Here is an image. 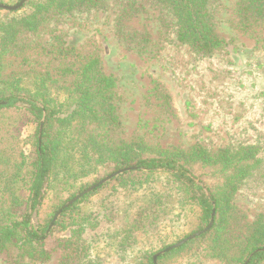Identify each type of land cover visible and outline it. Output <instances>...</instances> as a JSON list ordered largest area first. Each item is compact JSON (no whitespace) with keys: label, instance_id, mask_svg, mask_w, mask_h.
I'll return each instance as SVG.
<instances>
[{"label":"trees","instance_id":"16d2710c","mask_svg":"<svg viewBox=\"0 0 264 264\" xmlns=\"http://www.w3.org/2000/svg\"><path fill=\"white\" fill-rule=\"evenodd\" d=\"M114 1L120 4V37L125 21L145 11L148 3L173 13L177 40L197 55L211 56L226 47L217 29L219 0ZM105 2L28 0L18 11L0 9V103H4L0 106V254L9 264H23L26 258L46 262L63 248L72 252L76 264H103L89 252L85 239L88 230L111 228L122 222L120 247L131 251L139 235L160 231L169 209L174 207L178 210V215L172 216L174 229L177 222L188 217L198 221L193 233L205 229L213 209L214 225L205 234L160 256L157 264H244L258 250L249 264H264V216L244 238L245 246L240 244V256L232 253L238 247L233 241L241 237L231 234V200L238 185L244 181L264 183V145L211 153L202 147L189 151L163 149L141 137L116 139L122 125L117 79L103 72L101 56L96 52L85 54L69 45L56 29L47 30L53 34L50 42L42 38L21 40L27 33L37 36L47 21H61L75 11L99 8ZM29 6L31 10L23 12ZM235 12L246 34L264 27V0H238ZM262 41L264 50V38ZM7 55H20L24 64L31 65L37 59L49 58L54 73L49 67L36 73L33 89H29L22 85L21 76L3 77L2 59ZM27 125H33L35 132L27 140L30 150L25 153L18 146V136L20 128ZM126 168L136 169L85 195L65 209L51 227L55 214L67 201ZM55 182L60 183L56 190ZM159 182L161 188L156 186ZM147 186L148 193L136 195ZM58 189L67 196L54 207L50 203L53 197H61L58 193L52 196ZM91 197H114L116 201H99L95 211L82 210L80 205ZM133 208L137 210L132 214ZM68 228H73L71 236H62ZM174 235L177 242L190 236L178 228ZM153 255L144 256L143 264H154ZM120 264H127V254Z\"/></svg>","mask_w":264,"mask_h":264},{"label":"rangeland","instance_id":"374dc122","mask_svg":"<svg viewBox=\"0 0 264 264\" xmlns=\"http://www.w3.org/2000/svg\"><path fill=\"white\" fill-rule=\"evenodd\" d=\"M21 1L0 0V4L16 6ZM237 2L238 0L218 2L217 29L225 39L226 47L211 56H199L189 46L181 44L174 33L173 13L148 3L145 4V11L125 21L124 35L120 37V4L114 0H106L99 8L75 11L61 21H47L37 36L27 33L21 40L42 38L43 41L50 42L53 34L47 30L56 29L59 31L57 35L69 45L85 54L96 52L101 56L103 72L117 79V107L122 125L116 139L130 141L141 137L148 144L163 149L189 151L194 147H202L211 153L228 148L236 150L244 146H262L264 27L256 28L251 34L243 32L235 12ZM30 10L31 6L23 12L28 13ZM124 39L130 41V44ZM142 39L145 40L144 44L139 42ZM22 56L7 55L2 59L3 77L16 74L23 77V86L33 89L36 73L47 71L48 67L54 73V65L49 63L51 59H37L31 65L24 64ZM34 132L33 125L20 128L17 144L25 153L30 150L27 140ZM76 157L79 158V155ZM68 175L73 177L70 172ZM71 183V179L67 181L68 188ZM254 183L244 181L239 184L231 200L234 206L231 234L235 238L241 237L233 241L238 247L232 256H240V244L245 246L244 238L252 234L254 223L264 216V183ZM55 184L56 190L60 183ZM156 186L161 188V183H156ZM55 190L52 196L58 193L61 197H53L50 204L54 207L67 196L65 191ZM148 191L150 189L147 186L136 195H143ZM115 199L91 197L80 208L95 211V204L99 201L109 204V201H116ZM127 202L130 203L129 200ZM138 204L142 206L144 203ZM136 210L133 208L131 213ZM169 212L160 231L154 235H139L136 247L131 251H124L120 247L119 231L123 229L122 222L111 228L102 226L96 230H88L85 239L90 246L89 252L103 264H120V259L126 254L127 264H143L142 259L147 254L156 255L178 243V238L174 235L177 228L190 236L195 234L193 232L198 227L196 218L188 217L184 222H177L174 229L172 216L178 215V210L171 207ZM34 223H37L35 216ZM72 229H66L61 235L70 237ZM71 253L59 248L46 262H31L26 258L23 264H76L75 256H71ZM0 264H9L3 254H0Z\"/></svg>","mask_w":264,"mask_h":264},{"label":"water","instance_id":"95a60500","mask_svg":"<svg viewBox=\"0 0 264 264\" xmlns=\"http://www.w3.org/2000/svg\"><path fill=\"white\" fill-rule=\"evenodd\" d=\"M28 0H22L18 5L16 6H5V5H2L0 4V9H3V10H7V11H18L20 10L26 3H27ZM4 105V103H0V106ZM43 125H44V119L42 120L41 122V127H40V134H41V131L43 129ZM136 168H126V169H122V170H119L118 172L110 175L109 177H107L106 179H104L103 181H101L100 183H98L97 185L89 188L88 190L84 191L83 193H81L80 195H78L77 197H75L73 200H71L67 205H65V207L61 210L58 211L57 215L55 216L54 220H53V223L51 224V227L54 225V222H56V220L60 217V215L62 214L63 210L65 208H68L70 206H72L74 203H76L77 201H79L80 199H82L85 195L93 192L94 190H96L99 186L105 184L106 182L112 180L113 178L121 175V174H124L126 172H129L131 170H135ZM214 220H215V209H213V213H212V216H211V220H210V223L209 225L203 229L202 231H199L191 236H189L188 238L178 242L177 244L175 245H172L168 248H166L165 250L163 251H160L159 253H157L156 255H154L153 257V262L154 264H157V260L160 256L166 254L167 252L173 250V249H177L181 246H183L184 244H186L187 242L191 241V240H194L195 238L205 234L206 232H208L214 225ZM260 250L258 251H255L254 253L251 254V256L247 259V261L244 263V264H249L251 258L257 253L259 252Z\"/></svg>","mask_w":264,"mask_h":264}]
</instances>
